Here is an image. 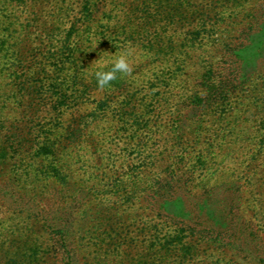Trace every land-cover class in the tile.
Instances as JSON below:
<instances>
[{
	"label": "rangeland",
	"instance_id": "rangeland-1",
	"mask_svg": "<svg viewBox=\"0 0 264 264\" xmlns=\"http://www.w3.org/2000/svg\"><path fill=\"white\" fill-rule=\"evenodd\" d=\"M88 1L0 0V264H260L183 235L148 192L225 142L235 156L221 183L240 187L241 217L264 243V131L255 125L264 120V71L220 102L204 93L200 52L173 64L133 47L132 73L100 89V56L126 51L131 37L152 39L166 54L188 29L171 23L172 0H108L111 16L95 24L79 10ZM99 42L120 50L104 52ZM256 55L246 52L249 67ZM61 215L68 222L47 226ZM59 228L73 233L71 253L58 243Z\"/></svg>",
	"mask_w": 264,
	"mask_h": 264
},
{
	"label": "trees",
	"instance_id": "trees-1",
	"mask_svg": "<svg viewBox=\"0 0 264 264\" xmlns=\"http://www.w3.org/2000/svg\"><path fill=\"white\" fill-rule=\"evenodd\" d=\"M107 3L108 0H89L79 10L86 22L95 24L98 17L111 16L107 12ZM172 3L171 23L177 25L179 21L186 22L184 27L188 30L185 38L172 40L171 50L166 54L157 52L154 41L148 38L131 37L129 46L125 44L126 50L137 47L146 52L148 57L156 52L155 58L158 62L167 60L173 64H185L186 59L181 60L178 56L200 52L199 64L203 71L201 78L204 93L216 100L220 99V102L229 100L230 95L239 86L246 84L245 81L252 75L264 71V0H172ZM183 4L186 6L183 7ZM180 8H183V12ZM85 34L93 45L97 39L96 32L91 31L87 25ZM97 45L105 46L104 52L110 49L120 50L113 44L99 42ZM250 49H255L257 55L253 65L249 67L245 55ZM220 70H227L228 75L221 74ZM220 106L224 107V104ZM219 114L221 121H224L227 111L219 108ZM261 121L255 122L260 135L264 131V120ZM239 123L240 118H236V130ZM227 134L228 132L220 133L218 139L224 142ZM224 144L225 142L220 154L214 145L209 144L195 159L194 165L188 166L192 160L188 162V167L179 180L155 181L150 185L148 197L151 206H155L160 214H165L183 235H188L223 255L231 254L246 263L250 260L264 264L263 239L258 231L248 230L241 217L240 187L231 182L221 183V168L231 159V155L232 158L235 156L232 150H224ZM260 144L263 145L264 141L261 140ZM175 173V170L170 169L171 176L178 175ZM235 176L233 172L227 178ZM68 220L69 216L61 215L54 219V225L50 219L45 222L51 228ZM46 232L49 233L48 229ZM53 232L58 236V243L65 248L66 253H71V243L74 242L71 230L59 228ZM181 240L178 237L173 240L176 251L180 250ZM192 249L182 247L184 254L190 256Z\"/></svg>",
	"mask_w": 264,
	"mask_h": 264
},
{
	"label": "clouds",
	"instance_id": "clouds-1",
	"mask_svg": "<svg viewBox=\"0 0 264 264\" xmlns=\"http://www.w3.org/2000/svg\"><path fill=\"white\" fill-rule=\"evenodd\" d=\"M135 55V51L131 48L127 49L118 54H113V58L109 61H105L100 56L98 61L100 62L97 66V70L94 75L97 79L98 86L100 89H104L110 86V83L117 78V73L130 75L132 69V57ZM111 64L110 70L105 71L104 69Z\"/></svg>",
	"mask_w": 264,
	"mask_h": 264
}]
</instances>
